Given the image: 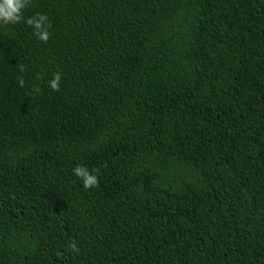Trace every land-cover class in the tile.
I'll return each mask as SVG.
<instances>
[{
  "label": "trees",
  "instance_id": "trees-1",
  "mask_svg": "<svg viewBox=\"0 0 264 264\" xmlns=\"http://www.w3.org/2000/svg\"><path fill=\"white\" fill-rule=\"evenodd\" d=\"M24 20L0 24V264H264V0Z\"/></svg>",
  "mask_w": 264,
  "mask_h": 264
},
{
  "label": "clouds",
  "instance_id": "clouds-1",
  "mask_svg": "<svg viewBox=\"0 0 264 264\" xmlns=\"http://www.w3.org/2000/svg\"><path fill=\"white\" fill-rule=\"evenodd\" d=\"M30 4V0H0V24L10 25L16 24L24 20V10ZM34 30V34L37 38L44 43H47L50 39L51 23L47 14L37 13L35 16L28 17L24 20ZM23 72V68L20 69ZM19 86H24V80L22 77L18 78ZM61 73L57 72L53 74L51 80L48 81L49 86L54 91L60 90ZM35 92H39V89H34ZM97 171L98 170H93ZM75 176L79 177L83 181L85 189H91L99 185L98 176L90 172L86 167L77 165L73 169ZM69 248L73 252H78L76 242L73 240L69 244Z\"/></svg>",
  "mask_w": 264,
  "mask_h": 264
}]
</instances>
